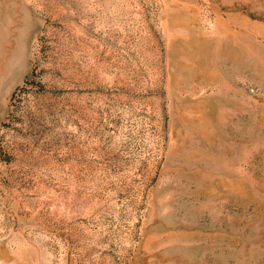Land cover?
I'll list each match as a JSON object with an SVG mask.
<instances>
[{
	"label": "rangeland",
	"instance_id": "rangeland-1",
	"mask_svg": "<svg viewBox=\"0 0 264 264\" xmlns=\"http://www.w3.org/2000/svg\"><path fill=\"white\" fill-rule=\"evenodd\" d=\"M0 264H264V0H0Z\"/></svg>",
	"mask_w": 264,
	"mask_h": 264
}]
</instances>
